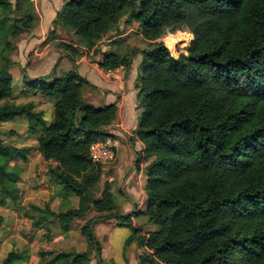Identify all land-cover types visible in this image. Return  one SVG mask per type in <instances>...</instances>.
<instances>
[{
  "label": "trees",
  "instance_id": "trees-1",
  "mask_svg": "<svg viewBox=\"0 0 264 264\" xmlns=\"http://www.w3.org/2000/svg\"><path fill=\"white\" fill-rule=\"evenodd\" d=\"M62 2L52 25L78 38L80 49L61 39L58 44L74 70L66 77H24L27 92L53 102L48 126L32 101H9L15 65L5 40L29 31L37 17L27 10L20 26L0 27V127L27 119L63 202L58 212L30 205L24 217L36 231L48 234L55 223L62 235L78 231L86 242L82 252L39 250L38 264H102L94 228L113 218L131 229L124 247L141 250L137 264H264V0ZM9 8L8 0H0V9ZM122 19L138 25L148 47L137 80L142 113L135 131L143 144L136 169L145 173L140 214L157 227L146 236L132 227L131 215H119L110 183L98 187L102 166L92 162L90 147L111 139L106 129L115 123L117 108L83 100L82 89L91 85L75 70L82 49L92 51L106 35H117ZM177 31L192 40L187 55L174 59L156 41ZM132 55H105L99 67L127 68ZM29 153L0 142V197L12 204L21 198L19 163ZM70 198L77 199L76 207ZM28 260L26 251H14L3 264Z\"/></svg>",
  "mask_w": 264,
  "mask_h": 264
},
{
  "label": "crops",
  "instance_id": "crops-1",
  "mask_svg": "<svg viewBox=\"0 0 264 264\" xmlns=\"http://www.w3.org/2000/svg\"><path fill=\"white\" fill-rule=\"evenodd\" d=\"M42 10L45 9L43 8ZM43 23V20L39 22V29L41 28ZM45 32L46 31L42 30V38L39 40L41 45L45 42ZM131 33H135L138 38H141L138 32V25H136V27H130V25H126L125 28V26L120 23L119 33L117 35H113L111 33L106 35L97 43L92 51H84L82 49L81 57L76 59L75 68L77 74L80 77L83 78L81 73L87 75L86 78L83 79H85L91 85V87H87L88 93L85 97L87 103L97 108L110 104L115 105L117 108L116 121L109 131L111 139L117 144L116 155L113 162L102 167V176L99 182V188L101 189L103 184L105 182H108L111 186V192H118L119 194L125 196L126 201L121 202V207L125 209V213H130L132 211L130 214L132 227L140 231V236H146L147 233L153 232L155 228L152 225H148L146 219L140 214L144 211L146 202V196L144 192L145 173L144 169L141 166L139 167V170L136 169L137 157L143 150V144L135 137V131L142 113V108L140 107V101L138 97L139 89L137 87V80L141 75L139 70H141V68L138 67V63L135 66L136 70H133V65L131 63L129 64V67L126 68L127 72L123 89H119L114 84L105 81L101 76L100 69L98 68L105 55H128V49L126 48V46L129 43L128 39L131 37ZM189 37L190 39H192V36ZM39 41H37V43H39ZM56 41L57 40H54V43ZM119 41H126V43L124 44L125 47L122 48L120 46H117L116 42ZM54 43H47L43 51L40 52V55L42 56L41 59L44 57L46 52L49 51L48 49L53 46ZM73 47L77 48L78 46L76 44H73ZM78 49L80 48L78 47ZM61 52H63V50L59 51V53ZM132 52L136 53L134 50H132ZM82 66H89L93 73H87L85 70H82L81 72L80 68ZM68 69L70 70V68ZM19 83L21 84H19L18 86H14L15 93L12 99H10L9 101L15 104L32 101L35 105V112L42 113L43 120L48 126L53 118V102L39 96L33 97L31 93L26 91L25 84L22 82ZM92 91L98 93L93 95V93H91ZM17 99H21L22 102H18ZM46 106H49V108H47ZM9 123L10 124H3L0 127V130L2 132L0 135V142L4 146L8 147L30 149V153L28 155L26 163H19V166L22 169V173L20 176V178H22V181L20 180L19 184L21 182L25 183L28 180L27 178L29 176V179L34 183L39 181L40 184H42L44 180L49 179V175L46 173L48 171L49 164L43 161V159L37 152V135L29 134L27 129L28 122L25 117L16 118ZM19 123H22L23 126H19ZM8 132H13V134L7 135ZM33 156H35V159L33 158ZM134 175L136 176L137 183L132 184L129 179ZM19 184L18 187L21 190ZM29 186L30 183L28 184V187ZM48 192L50 195L54 196V189H52L51 192L47 191V193ZM54 199L58 201L59 197L56 196ZM70 202L72 206L73 202L71 198ZM17 204L18 202L10 206V215L13 220L12 226H15V222L18 220V216L21 214V212L24 213L27 210V208L18 207L19 205ZM118 221V219L113 218L106 222H100L94 228L95 238L101 246L102 264H137V255L141 253V250H137L134 245H131L128 248V250L130 251V256L128 259L125 258L124 255H121L123 253L122 250H124L123 246L125 244V241L128 237H130L132 231L131 229L120 226V222ZM0 222H3V217L1 216ZM38 232L39 231H37V234ZM75 233L79 234L78 231H76ZM8 234L1 237L6 239ZM12 238V235L9 236V239ZM114 240H116L117 242V250H115L113 246ZM3 248L8 250V252L10 253L13 252L12 247L7 244V241H5V243L3 244L2 249ZM28 253L29 250L27 249V254ZM29 258H31V256H29ZM27 263H30V259L23 264ZM35 264H38V261Z\"/></svg>",
  "mask_w": 264,
  "mask_h": 264
},
{
  "label": "rangeland",
  "instance_id": "rangeland-1",
  "mask_svg": "<svg viewBox=\"0 0 264 264\" xmlns=\"http://www.w3.org/2000/svg\"><path fill=\"white\" fill-rule=\"evenodd\" d=\"M8 2L10 4V8L8 10L0 9V27L2 25L6 27H12L13 25L20 26V19H22V13L27 12V10L30 11L33 16L35 15L37 17L36 24L34 23L32 25L33 27L29 31L23 28L18 38L11 39L10 37H7L5 40L6 42L8 41L12 46V49L8 51V54H10V60L14 63V65L16 64L13 68L10 69V73L13 76V85L18 86L19 84H21L19 82L24 83V77H27L31 80H36L40 77L48 76L52 73L55 74V77H66L70 74V72L72 73V71L74 70V65L69 60V58L66 57V54L64 52L59 53V51L62 49L58 46V44L60 42V39L75 44V41H77L78 38L74 37L73 33H71L69 30L65 31L60 27L54 28L52 25V21L55 18L56 12L59 11L63 5L62 0H8ZM17 6L20 7L21 11L16 10ZM43 8L45 10H42ZM3 19H8V22H4ZM41 20H43L44 23L39 29V22ZM121 24H123V26H125L126 28L124 19L121 20ZM131 26L136 27V25L134 24L130 25V27ZM42 30L46 32L45 42L41 45L39 40L42 38ZM130 35L131 37L128 39L129 43L126 46V48L128 49V55L125 56L130 57L133 53L132 50L136 52L131 57V64L133 65L132 69L136 70L135 66L138 63V67L140 68L142 51L147 49L148 47L147 43L144 42L142 38H138L135 33H131ZM186 36L187 35H184L183 37L187 38ZM53 38H57L55 39L57 40L55 43ZM191 40L192 39L190 38L189 40L185 41L182 39L181 41L183 43H180L183 44L185 47ZM37 41H39V43H37ZM50 42L54 43L53 46L50 45L51 47L48 49L49 51H47L44 57L41 59L42 56L40 55V52L43 51L47 43ZM125 43L126 41H119L116 42V45L123 48L125 47ZM4 44L5 42L1 39L0 49L4 46ZM169 47L173 49V44L169 45ZM180 48L181 47L178 46L176 49L179 50ZM68 68H70V70ZM80 70L81 72L82 70H85L87 73H93L89 66H82ZM139 72L141 73V70H139ZM81 75L83 76V78H86L87 76L82 73ZM87 93V87H84L81 91V97L83 100H85ZM91 93L95 95L98 92L92 91ZM17 101L22 102L21 99H17ZM46 107L49 108V106ZM19 126L22 127L23 124L19 123ZM33 158L35 159V156H33ZM46 173L48 174L49 172L47 171ZM29 177L27 178L28 180L25 183L21 182L19 184L22 190V195L20 200L18 201V207H24L29 209L28 207L30 205H34L39 208H43L45 205H48L52 211H60L63 202L61 200V196L59 197L60 193L56 188L55 183L50 178L44 180L42 184H40L39 181L34 183L32 180L29 179ZM129 180L132 182V184L137 183L135 175ZM29 183L30 186L28 187ZM98 187H100V183L98 184ZM52 189H54V196L50 195L49 192L47 193V191L51 192ZM112 194L113 201L115 203L119 215H130L132 211L130 213H125V209L121 207V202L126 201L125 196L119 194L118 192H112ZM56 196L59 197L58 201L54 199ZM71 199L73 202V205L71 207H76L77 199ZM11 205L12 203L9 200H3L0 197V216L3 217V222H0V244L2 243L0 247V264H3L4 259L10 253L5 248L2 249V246L5 241H7V244L12 247L13 252H27V249L29 250L28 255L31 256V258H29L30 263L27 264H35L37 262V253L39 250L56 252L74 250L76 252H82L86 249V242L84 238H82L78 233H75L76 231L64 236L60 233L55 223L51 225L50 232L48 234L45 233L43 230H39L37 234V231L31 226L29 220L24 217V214L22 212L18 216V220L15 222V226H12L13 220L10 215ZM126 228L130 229L128 227ZM154 228L155 230L157 229L156 226H154ZM7 234L8 236L6 239L2 238L4 235ZM11 235L13 236V238L9 239V236ZM116 244L117 242L116 240H114L113 246L115 250H117L118 248ZM128 248L129 247H124V250H122L123 253L121 254L124 255L127 259L130 256V251L128 250ZM91 264H95V261L93 260Z\"/></svg>",
  "mask_w": 264,
  "mask_h": 264
},
{
  "label": "built area",
  "instance_id": "built-area-1",
  "mask_svg": "<svg viewBox=\"0 0 264 264\" xmlns=\"http://www.w3.org/2000/svg\"><path fill=\"white\" fill-rule=\"evenodd\" d=\"M186 35L183 32L177 31L175 33L167 34L166 36L158 39L156 42L161 43L166 50L171 54L174 59H177L179 54L187 55L182 42L181 37ZM189 36V35H187ZM180 37V38H179ZM189 40V39H188ZM183 43V42H182ZM173 44V49L169 45ZM180 46L181 48L177 50L176 48ZM101 71L102 78L114 84L117 88L123 89L124 82L126 78L127 69L120 65L111 70H105L98 66ZM117 144L112 139H108L103 142H96L90 147V158L94 164L101 165L102 167L113 162L116 155Z\"/></svg>",
  "mask_w": 264,
  "mask_h": 264
},
{
  "label": "bare ground",
  "instance_id": "bare-ground-1",
  "mask_svg": "<svg viewBox=\"0 0 264 264\" xmlns=\"http://www.w3.org/2000/svg\"><path fill=\"white\" fill-rule=\"evenodd\" d=\"M188 39L190 38L189 36H186ZM187 38H184V37H181V39H183L184 41L185 40H188Z\"/></svg>",
  "mask_w": 264,
  "mask_h": 264
},
{
  "label": "water",
  "instance_id": "water-1",
  "mask_svg": "<svg viewBox=\"0 0 264 264\" xmlns=\"http://www.w3.org/2000/svg\"><path fill=\"white\" fill-rule=\"evenodd\" d=\"M106 131H108V132H109V131H110V128L106 129Z\"/></svg>",
  "mask_w": 264,
  "mask_h": 264
}]
</instances>
